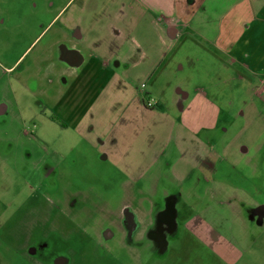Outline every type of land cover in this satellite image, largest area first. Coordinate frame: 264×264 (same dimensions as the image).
Instances as JSON below:
<instances>
[{
	"label": "rangeland",
	"instance_id": "obj_1",
	"mask_svg": "<svg viewBox=\"0 0 264 264\" xmlns=\"http://www.w3.org/2000/svg\"><path fill=\"white\" fill-rule=\"evenodd\" d=\"M81 5L114 1L0 0V264H264V219L248 217L264 207V105L255 96L264 71H239L214 46L194 45L182 70L174 64L154 78L151 95L162 103L138 131L133 146L143 155L133 154L128 170L143 163L146 171L122 172L81 140L88 120L65 119L54 105L56 86L29 69L47 43L42 27ZM176 83L217 107L203 110L215 124L199 132L211 145L208 160L220 166L216 178L198 167L177 180L168 166L179 158L175 150L152 158L161 138L177 131ZM108 126L96 123L91 134L106 135ZM241 181L250 192L235 189ZM189 218L198 234L188 230ZM220 246L221 254L213 251Z\"/></svg>",
	"mask_w": 264,
	"mask_h": 264
},
{
	"label": "crops",
	"instance_id": "obj_2",
	"mask_svg": "<svg viewBox=\"0 0 264 264\" xmlns=\"http://www.w3.org/2000/svg\"><path fill=\"white\" fill-rule=\"evenodd\" d=\"M113 1L114 5L106 8L81 5L67 16V10L59 11L58 19L56 15L42 27L40 33L47 36V43L29 69L41 70V80L56 86L54 105L63 110L65 119L75 116L72 120L78 122L80 116L88 120L80 138L92 141V148H100L102 160L122 172L141 175L146 171L143 163L137 172L128 170L135 165L133 154L138 152L139 158L142 154L133 146L142 139L138 131L141 127L145 130L147 116L155 115L151 110L161 105L162 99L151 95L157 94L154 78L163 77L174 64L182 70L181 62L190 60L185 53L194 45L203 50L205 44L229 60V67L238 66L239 71L252 75L255 69L264 71V0ZM180 50L184 55L177 57ZM260 86L255 96L264 105L262 81ZM174 88L170 104L178 108L177 131L161 138L152 148V158L168 157L175 150L179 158L168 166L176 168L177 180H186L198 167L215 177L220 166L208 160L211 145L199 139V132L210 131L215 124L203 110L217 107L201 91L196 90L190 98L181 83ZM46 92L39 91L41 95ZM147 99L155 103L154 108L146 107ZM197 101L202 111L195 117ZM96 123L109 125L106 135L91 134ZM85 132L90 134L83 135ZM260 145L261 150L263 142ZM244 188L248 190L242 181L235 187ZM189 220L188 230L198 234L197 219ZM213 251L221 254L222 246Z\"/></svg>",
	"mask_w": 264,
	"mask_h": 264
},
{
	"label": "flooded vegetation",
	"instance_id": "obj_3",
	"mask_svg": "<svg viewBox=\"0 0 264 264\" xmlns=\"http://www.w3.org/2000/svg\"><path fill=\"white\" fill-rule=\"evenodd\" d=\"M247 215V214H245ZM249 220L252 221L254 219V221H256L257 224H260L263 219H264V207H258L256 209V214H252V215H249ZM128 221H136V217H131L130 219H128Z\"/></svg>",
	"mask_w": 264,
	"mask_h": 264
},
{
	"label": "built area",
	"instance_id": "obj_4",
	"mask_svg": "<svg viewBox=\"0 0 264 264\" xmlns=\"http://www.w3.org/2000/svg\"><path fill=\"white\" fill-rule=\"evenodd\" d=\"M140 88L143 89L144 88V85H141ZM153 105L155 106V103L152 100L147 99V101H146V107L151 108Z\"/></svg>",
	"mask_w": 264,
	"mask_h": 264
}]
</instances>
